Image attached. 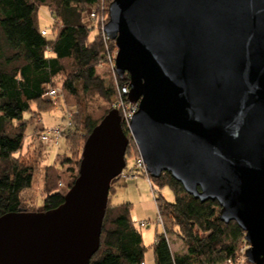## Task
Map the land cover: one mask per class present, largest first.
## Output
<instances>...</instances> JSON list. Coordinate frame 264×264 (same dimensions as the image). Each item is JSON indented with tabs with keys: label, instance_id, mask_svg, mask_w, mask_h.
<instances>
[{
	"label": "water",
	"instance_id": "1",
	"mask_svg": "<svg viewBox=\"0 0 264 264\" xmlns=\"http://www.w3.org/2000/svg\"><path fill=\"white\" fill-rule=\"evenodd\" d=\"M108 13L116 72L139 104L131 135L111 109L63 204L0 216V264H90L131 138L152 178L217 201L247 261L264 264V0H112Z\"/></svg>",
	"mask_w": 264,
	"mask_h": 264
},
{
	"label": "trees",
	"instance_id": "2",
	"mask_svg": "<svg viewBox=\"0 0 264 264\" xmlns=\"http://www.w3.org/2000/svg\"><path fill=\"white\" fill-rule=\"evenodd\" d=\"M111 1L0 0V216L8 212L49 211L59 207L79 176L82 153L76 161L78 171L72 173L63 186L59 185L62 181L58 165H45L39 209H32L33 205L25 199L34 188L38 170V163L24 158L27 131L32 120L42 116V111L58 104L46 97L51 87L63 88L61 101L65 112L72 108L69 97L76 99L78 113L73 115L72 124L65 130L63 138L68 139L81 122L86 130L84 144L93 128L114 108L112 106L100 118L92 119L87 113L86 97L99 94L111 102L119 93L128 101L124 91L130 84L128 74H117L118 91L113 83L97 73L98 67L108 63V51L116 50L115 43L112 40L105 42L95 23L90 26L84 20L88 8L102 3L107 8ZM42 6L47 7L55 20L51 28H45L47 34L42 33L39 24ZM95 28L97 32L91 38ZM27 113H30L29 117ZM135 144L131 138L126 167L132 152L139 155ZM121 176L113 179L109 199L116 193ZM151 180L160 190L167 186L174 194L173 201L161 194L155 197L164 228L163 233L156 234L152 245L156 264H220L227 259L237 260L245 232L235 221L221 220V206L217 201L196 199L169 172ZM131 213V202L111 205L108 202L100 247L91 257L90 264H145L149 246L145 245ZM169 235L181 241V250L172 251ZM246 264L250 263L247 261Z\"/></svg>",
	"mask_w": 264,
	"mask_h": 264
},
{
	"label": "rangeland",
	"instance_id": "3",
	"mask_svg": "<svg viewBox=\"0 0 264 264\" xmlns=\"http://www.w3.org/2000/svg\"><path fill=\"white\" fill-rule=\"evenodd\" d=\"M94 7L95 6H93V8ZM93 8H88L84 14V20L90 26H93L95 23L94 20L90 18V13ZM107 8H109V6ZM54 21L55 20L47 7L42 6L39 11L40 27L42 29L51 28ZM96 32L97 29H93L90 37L93 38ZM97 73L102 76L107 82L113 83L116 86V89L119 91L118 88L120 87V85L117 79V73L114 69L110 68L108 63H105L102 66L98 67ZM119 98L120 95L118 93L111 99V102H107L99 94L89 95L88 97H86V103L88 107L87 113L90 114V117L92 119H98L105 113L107 109H110ZM69 100L71 101L72 108H67L74 111V114H77L79 106L76 104V99L69 97ZM63 108L64 106L62 107V101L59 100L58 104L53 106L51 109L42 111L41 117H38L34 121L32 120V124L29 126L27 131L26 145L24 146L23 150L24 153L27 154L24 158H29V161L31 163H38V170L35 178L36 181L34 184V188L32 192H28L29 194L25 195L26 201L28 200L33 205L31 206V208L34 210H38L39 206L42 204V200L40 198V190L42 189L43 185V175L46 170L45 165L53 163H56V165H58L59 172L61 173L60 181H62L59 184L60 186H63V182L67 184L68 179L72 177V173L78 171L76 161L78 157L81 156L84 144L83 135L86 132L85 128H83V123L80 122V124H78V127L74 128L73 133L68 139H64L62 137L58 142H54L53 140L52 142L47 144L41 142V140L39 139L40 129H42L43 126H45L46 128H51L56 127L57 125H65L67 119L63 118L66 114ZM26 115L27 117H29L30 113H27ZM69 127L70 126H68L66 130ZM73 135L74 137H72ZM136 157L137 156L133 152L130 156H128V165L124 169L122 176L119 178L116 184L117 192L111 195L109 204L111 205V203L120 204L123 202H131L133 210L132 214L134 217L133 219L137 227H139V222L141 220L150 221L149 226L141 228L144 240L146 241L147 245L150 246V243L153 242V238L155 237V235L157 233H163L164 228L161 223L157 222L159 213L157 210L155 196L147 177L144 175H140L136 177L137 179H135L133 177L126 176V174L134 167ZM68 159H70L69 162H67ZM62 161L66 162L63 163ZM61 162L63 164H61ZM142 179H144V181H142ZM154 188L157 190L156 196H159V194H161L169 201L174 200V194L169 187L166 186L160 190L156 185H154ZM27 195H29V197H27ZM169 239L170 246L173 252L182 249L181 241H178L175 236L169 235ZM243 245L244 243L241 245V247ZM151 257L152 249L150 246L148 251L146 252V261L148 262V264H154L153 261L149 262V259H151Z\"/></svg>",
	"mask_w": 264,
	"mask_h": 264
},
{
	"label": "built area",
	"instance_id": "4",
	"mask_svg": "<svg viewBox=\"0 0 264 264\" xmlns=\"http://www.w3.org/2000/svg\"><path fill=\"white\" fill-rule=\"evenodd\" d=\"M90 16H91L90 18L94 20L96 27L101 30L104 41L107 42L108 40H110L104 31V26L109 20L108 8H106L103 3L101 5H96L92 9ZM42 33L47 34L48 33L47 29H43ZM116 54H117V48L114 52H111L110 50L108 51V64L110 68L114 69L115 71H116V65H115ZM46 97L52 99L56 104L59 100L63 98V88L60 86L51 87L46 92ZM113 107L119 111L122 118V123H124L128 134L131 135L130 122L134 114L138 111L139 104L132 103L129 100L125 101L122 98V96H120V98L116 101V103H114ZM73 115L74 112L72 110H67L65 114L66 116L65 118L67 119L65 125H57L56 127H51V128H46L45 126H43V130H41L39 133V139L41 140V142L45 144L50 143L53 140L54 142H58L59 139L63 137L66 128L68 126H71ZM140 175H144L147 177L151 189L153 191V194L156 197L157 190L154 188V184L151 180L152 177L150 176L147 170V166L143 158L139 154L136 157V162L134 167L126 174V176L136 178ZM157 222L161 223V225L163 226V219L160 214ZM149 225H150L149 220H141L139 222V228H145ZM248 248H249V243L244 239V245L240 248L239 251L240 255L237 258V260L227 259L220 264H246L247 262L246 251Z\"/></svg>",
	"mask_w": 264,
	"mask_h": 264
},
{
	"label": "crops",
	"instance_id": "5",
	"mask_svg": "<svg viewBox=\"0 0 264 264\" xmlns=\"http://www.w3.org/2000/svg\"><path fill=\"white\" fill-rule=\"evenodd\" d=\"M135 179H137V178H135ZM142 181H144V179H142ZM116 192H117V188H116ZM133 211V210H132ZM132 214V213H131ZM132 218H134L133 217V214H132ZM134 220V219H133ZM135 225H136V223H135ZM137 227V226H136ZM139 228V227H138ZM140 230H141V233H142V229L141 228H139ZM142 236H143V233H142ZM155 237H156V235H155ZM155 237L153 238V242L152 243H150V246H151V249H152V257H151V259H149V262L150 261H153L154 262V264H156L155 263V258H154V250H153V247H152V245H153V243H154V241H155ZM143 240H144V237H143ZM144 243H145V245L146 246H149V245H147V243H146V241L144 240ZM149 246V247H150ZM182 248H183V246H182ZM145 264H148V262L146 261V257H145Z\"/></svg>",
	"mask_w": 264,
	"mask_h": 264
}]
</instances>
